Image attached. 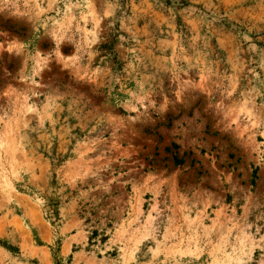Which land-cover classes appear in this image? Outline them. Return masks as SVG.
Listing matches in <instances>:
<instances>
[{"label":"rangeland","instance_id":"rangeland-1","mask_svg":"<svg viewBox=\"0 0 264 264\" xmlns=\"http://www.w3.org/2000/svg\"><path fill=\"white\" fill-rule=\"evenodd\" d=\"M0 264H264V0H0Z\"/></svg>","mask_w":264,"mask_h":264},{"label":"trees","instance_id":"trees-1","mask_svg":"<svg viewBox=\"0 0 264 264\" xmlns=\"http://www.w3.org/2000/svg\"><path fill=\"white\" fill-rule=\"evenodd\" d=\"M173 159H174L175 164H180V163L182 162V160H181V159H177L175 155H173ZM96 235H97V232H96L95 230H93V231H92V234H91V237L89 238L90 241H91L93 238H95ZM104 240H105V236H102V237H101V241H104Z\"/></svg>","mask_w":264,"mask_h":264}]
</instances>
